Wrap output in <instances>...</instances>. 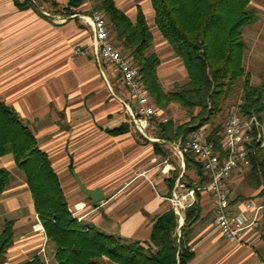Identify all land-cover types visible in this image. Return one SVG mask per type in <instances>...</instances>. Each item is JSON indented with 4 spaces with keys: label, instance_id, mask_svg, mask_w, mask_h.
<instances>
[{
    "label": "crops",
    "instance_id": "1",
    "mask_svg": "<svg viewBox=\"0 0 264 264\" xmlns=\"http://www.w3.org/2000/svg\"><path fill=\"white\" fill-rule=\"evenodd\" d=\"M28 1L30 5L22 9L15 0H0V100L15 109L48 153L69 208L82 217V224L124 242L146 244L156 216L172 210L169 198L176 182L191 185L205 180L199 186L208 182L192 153L177 152L175 143L182 137L169 140L159 134L162 123L176 122L175 115L187 110L177 103L157 108L148 136L140 132L130 113L135 101L120 71L95 51L94 32L84 18L93 3L84 0L69 13L68 0ZM114 1L133 21L140 9L144 13L154 36L148 53L161 59L157 72L163 89L172 91L177 83H187L184 64L155 25L151 0ZM77 46L84 52L75 54ZM189 119L186 115L177 123ZM121 126L128 128L120 134L110 132ZM0 168L11 171L10 185L0 195V232L6 219L15 221L14 242L3 264H24L35 256L57 264L55 245L47 238L12 154L0 157ZM240 172L235 170L230 177L231 205L239 211L247 202L254 204L259 209L249 215L257 213L258 225L248 227L240 241H228L215 223L211 195L200 191L201 215L182 233L184 244L194 252L188 264H264L259 228L263 198ZM75 174L87 188L102 189L98 206L83 192ZM183 222L184 217L179 219L180 225ZM105 264L118 263L105 257Z\"/></svg>",
    "mask_w": 264,
    "mask_h": 264
},
{
    "label": "trees",
    "instance_id": "2",
    "mask_svg": "<svg viewBox=\"0 0 264 264\" xmlns=\"http://www.w3.org/2000/svg\"><path fill=\"white\" fill-rule=\"evenodd\" d=\"M92 1L93 9L106 17L115 45L139 68L140 79L156 107L166 109L177 103L187 110L189 121L178 124L169 119L157 126L160 135L169 140H186L192 132L210 124L207 139L223 152L224 125H215L214 119L235 93L240 114L264 120V81L254 85L244 63L248 50L244 31L259 19L258 10L252 5L254 0H151L157 29L188 73V82L177 83L172 91H165L159 82L157 69L161 59L154 52L148 53L154 36L142 10L133 21L114 0ZM15 2L22 9L30 5L28 0ZM83 2L68 0L67 12L74 13ZM196 108L199 111L194 113ZM127 128L121 126L110 132L120 134ZM250 148L245 181L258 189V196L263 198L259 228L264 242V145L254 141ZM7 154H12L25 175L35 210L48 240L55 245L57 264H105V257L118 264H188L194 257V252L184 244L182 233L201 215L200 191L196 193V202L185 210L182 225L170 210L156 216L146 244L128 243L78 221L48 153L39 147L36 135L15 109L0 100V157ZM10 182L11 171L0 168V195ZM203 183L205 180L189 186ZM14 223L13 219L3 222L0 264L5 262L7 250L14 242ZM24 264L46 263L35 256Z\"/></svg>",
    "mask_w": 264,
    "mask_h": 264
},
{
    "label": "built area",
    "instance_id": "3",
    "mask_svg": "<svg viewBox=\"0 0 264 264\" xmlns=\"http://www.w3.org/2000/svg\"><path fill=\"white\" fill-rule=\"evenodd\" d=\"M84 18L93 29V45L97 55L118 68L124 85L135 101V107L130 113L136 128L148 136L157 107L140 79L139 68L113 42L111 30L102 12L93 9ZM83 52L82 46H77L74 51L77 55ZM254 141L264 145V120L256 115H242L237 110L224 123L221 143L223 152L217 150L215 143L207 139L203 129L196 130L191 133L190 138L175 143L177 152L192 153L196 157L208 178L203 186H189L182 180L176 182L169 201L180 220L185 210L196 202V193L206 190L212 197L215 223L228 241H240L248 227L258 225L257 213L251 217L249 212L259 208L247 202L243 209L235 210L229 196L231 174L235 170H245L250 165V146ZM70 210L81 222L82 217L77 215V211L72 208Z\"/></svg>",
    "mask_w": 264,
    "mask_h": 264
},
{
    "label": "rangeland",
    "instance_id": "4",
    "mask_svg": "<svg viewBox=\"0 0 264 264\" xmlns=\"http://www.w3.org/2000/svg\"><path fill=\"white\" fill-rule=\"evenodd\" d=\"M90 2L93 3L92 0H90ZM252 5L258 10L259 19L253 25L248 26L244 31V38L248 44L244 63L247 72L251 74L252 83L258 85L264 81V0H254ZM237 94L238 93H235L232 98L227 101L225 110L214 119L215 125H224L227 117L232 112L238 110V104L240 101ZM198 111V108L194 110L196 113ZM186 115L188 116L187 111L185 114L182 112L175 115L178 117L175 123L186 119ZM201 129L208 134L212 129V125L208 124ZM240 173L245 175L246 171L243 170V172Z\"/></svg>",
    "mask_w": 264,
    "mask_h": 264
},
{
    "label": "water",
    "instance_id": "5",
    "mask_svg": "<svg viewBox=\"0 0 264 264\" xmlns=\"http://www.w3.org/2000/svg\"><path fill=\"white\" fill-rule=\"evenodd\" d=\"M75 177L77 179L78 184L80 185L83 192L86 194V196L96 205L98 206L101 201L103 200V191L100 188L97 189H89L87 188L83 182L78 178V176L75 174Z\"/></svg>",
    "mask_w": 264,
    "mask_h": 264
}]
</instances>
